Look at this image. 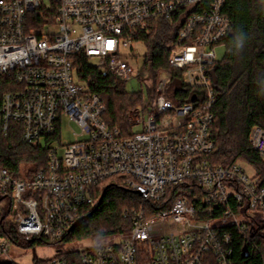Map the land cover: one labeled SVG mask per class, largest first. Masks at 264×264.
<instances>
[{
  "label": "built area",
  "instance_id": "2783aa9c",
  "mask_svg": "<svg viewBox=\"0 0 264 264\" xmlns=\"http://www.w3.org/2000/svg\"><path fill=\"white\" fill-rule=\"evenodd\" d=\"M226 1L0 0V76L8 84L0 134L14 124L25 142L49 150L47 165L29 177L0 162V259L13 260L11 248L33 239L60 242L95 188L125 176L141 197L130 230L66 250L80 252L79 264H233L237 241L264 225V173L246 160L214 165L207 158L217 100L207 69L231 28ZM162 18L177 27L170 66L200 92L177 103L163 71L153 109L130 114L132 128L143 130L125 135L77 77L75 59L105 62L127 82L135 70L123 48L152 36ZM63 118L80 126L82 139L57 143ZM249 142L264 160L263 126L251 128ZM172 188L184 194L174 197ZM45 264L71 262L55 255Z\"/></svg>",
  "mask_w": 264,
  "mask_h": 264
},
{
  "label": "trees",
  "instance_id": "16d2710c",
  "mask_svg": "<svg viewBox=\"0 0 264 264\" xmlns=\"http://www.w3.org/2000/svg\"><path fill=\"white\" fill-rule=\"evenodd\" d=\"M224 11L231 20L230 31L221 42L226 45V54L207 69L217 96L211 126L215 148L207 158L214 165L246 160L264 173V160L249 142L251 128L255 125L264 127V0H227ZM176 33L177 27L162 18L152 36L137 37L135 40L144 41L148 49L145 69L151 98L155 97L158 74L165 71L172 76L170 89L175 87L176 102L184 104L200 91L186 85L182 72L169 64L168 55ZM75 68L77 77L105 103V117L109 125L118 126L125 135L133 134L130 114L147 109L143 92L128 91L126 81L105 62L92 64L87 57L77 55ZM3 79L0 76V104L2 94L8 88L7 81ZM12 126L6 136L0 134V162L14 174L29 177L47 165L49 150L43 144L25 142L16 125ZM170 192L174 197L184 194L175 188ZM93 199L92 203L81 208V218L60 242H80L94 237L101 239L129 231L133 213L141 205V197L126 185L125 176H115L105 186H97ZM263 231L264 225H259L255 236L249 235L237 241L233 264H264ZM36 243L51 244L56 241L37 238L25 242L24 246ZM245 247L248 249L246 256ZM56 255H65L71 264H79L81 254L79 251H62ZM48 259L36 257L34 263L45 264ZM0 264L19 263L0 259Z\"/></svg>",
  "mask_w": 264,
  "mask_h": 264
},
{
  "label": "rangeland",
  "instance_id": "374dc122",
  "mask_svg": "<svg viewBox=\"0 0 264 264\" xmlns=\"http://www.w3.org/2000/svg\"><path fill=\"white\" fill-rule=\"evenodd\" d=\"M48 29H54L53 26H46L45 31H48ZM133 48L126 47L123 48V53L127 55V59L129 60L130 64L134 68L135 72L131 79L126 82V88L128 91L135 92V91H142L144 94V100L146 103V106L148 109H153V97L151 98V93L148 90V84L145 80L146 77H148V72L145 69V56L148 51L146 43L142 40H135L133 41ZM226 45L225 44H219L216 46V58L217 60H222L226 54ZM90 63L92 64H99L98 59H90ZM159 78H166L167 75L165 72L161 71L158 74ZM61 137L57 141V143L60 144L61 140L73 142L78 139H82V135H78L81 130L80 126L75 122L69 120V118H63L62 124H61ZM143 130V125L139 126H133L132 131L138 132ZM63 151V148L61 149ZM248 173H253V170L248 166L247 167ZM105 183L102 186H105ZM9 204V199H6L3 203L4 206L7 207ZM9 220V218H8ZM264 232V231H263ZM108 237V236H107ZM106 238V237H105ZM100 240V237H94L91 240L88 239L86 241H80V242H72V243H63V242H56L51 244H34L33 246L25 247L24 245L22 247H16L13 246L10 251V257L13 258L14 261H16L19 264H34V259L36 257L40 259H48L56 255L57 251L59 249L61 250H72L75 248L81 249L88 244H90L89 241H98Z\"/></svg>",
  "mask_w": 264,
  "mask_h": 264
},
{
  "label": "water",
  "instance_id": "95a60500",
  "mask_svg": "<svg viewBox=\"0 0 264 264\" xmlns=\"http://www.w3.org/2000/svg\"><path fill=\"white\" fill-rule=\"evenodd\" d=\"M195 99V95L192 97V101ZM105 192V191H103ZM137 194H139V192H136ZM103 196V195H102ZM248 254V249L247 247L244 248V255L246 256Z\"/></svg>",
  "mask_w": 264,
  "mask_h": 264
}]
</instances>
